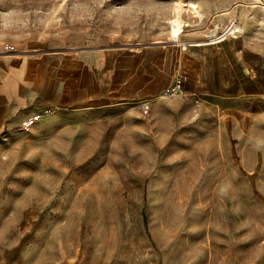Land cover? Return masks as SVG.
I'll list each match as a JSON object with an SVG mask.
<instances>
[{
    "label": "rangeland",
    "instance_id": "1",
    "mask_svg": "<svg viewBox=\"0 0 264 264\" xmlns=\"http://www.w3.org/2000/svg\"><path fill=\"white\" fill-rule=\"evenodd\" d=\"M234 21L221 43L264 74V0H0V54L62 93L110 82L119 59L217 47L191 41ZM171 84L146 101L73 86L0 133V264H264V97L217 105Z\"/></svg>",
    "mask_w": 264,
    "mask_h": 264
},
{
    "label": "crops",
    "instance_id": "2",
    "mask_svg": "<svg viewBox=\"0 0 264 264\" xmlns=\"http://www.w3.org/2000/svg\"><path fill=\"white\" fill-rule=\"evenodd\" d=\"M231 42L234 41L200 49L169 45L155 57L119 59L114 70L107 73L113 77L110 82L104 80L97 85L85 76L66 79L60 81L62 93L42 88L35 63L27 57L0 54V133L24 123L41 105L70 103L68 95L73 86L81 88L83 99L91 96L146 101L154 96L162 97L163 89L179 73L185 75V96L200 94L217 105L245 108L249 98L264 97V74L259 61L245 58V51Z\"/></svg>",
    "mask_w": 264,
    "mask_h": 264
},
{
    "label": "built area",
    "instance_id": "3",
    "mask_svg": "<svg viewBox=\"0 0 264 264\" xmlns=\"http://www.w3.org/2000/svg\"><path fill=\"white\" fill-rule=\"evenodd\" d=\"M235 23L236 22L234 21L230 26L227 27V31H223V32H221L219 34H215L214 37H216V35H221V34L235 35L233 30L230 31V28ZM169 94L171 96H176V97L177 96H185L186 95L184 74L180 73V74H178L175 77L173 83L169 87Z\"/></svg>",
    "mask_w": 264,
    "mask_h": 264
},
{
    "label": "bare ground",
    "instance_id": "4",
    "mask_svg": "<svg viewBox=\"0 0 264 264\" xmlns=\"http://www.w3.org/2000/svg\"><path fill=\"white\" fill-rule=\"evenodd\" d=\"M231 30H233L234 31V33L235 32H237V31H240V28H239V25L238 24H234V25H232V29ZM230 30V31H231ZM227 34L224 36V37H222V38H218V39H213V40H211V41H209V42H204V41H191V42H193L194 44V46H201V45H203V44H217V43H221L223 40H225L226 38H227ZM239 40H241V39H239ZM190 44V43H189ZM243 44V43H242ZM238 45V44H237ZM240 46V45H239ZM238 46V47H239ZM242 47V46H241ZM243 48V47H242ZM244 50H245V48H244ZM247 53V52H246Z\"/></svg>",
    "mask_w": 264,
    "mask_h": 264
}]
</instances>
